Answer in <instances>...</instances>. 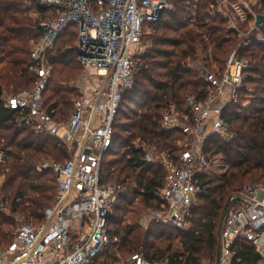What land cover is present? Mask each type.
Segmentation results:
<instances>
[{
	"label": "trees",
	"instance_id": "obj_1",
	"mask_svg": "<svg viewBox=\"0 0 264 264\" xmlns=\"http://www.w3.org/2000/svg\"><path fill=\"white\" fill-rule=\"evenodd\" d=\"M197 1L170 0L173 11L145 35L153 30L152 46L142 56L145 65L137 74L135 89L125 95L114 120L112 143L103 155L100 172L102 186L117 184L125 188L108 219L109 233L119 241L106 249L97 264H118V256L127 259L139 251L153 263L216 264L218 232L229 198L244 186H264V46L244 45L243 39L230 30L228 20L214 12L216 0ZM261 5L264 11V0ZM33 13L39 15L38 19ZM51 16L49 10L24 0H0V151L7 153V161L0 163V175L6 178L3 194L8 200L6 211L0 210V247L13 242L16 216L41 225L44 212L55 201V175L51 171L39 173L37 166L49 159L61 163L70 159L66 145L51 135H38L29 124H17L20 114L8 110L1 101L5 94L16 95L35 86L38 79L31 70L34 61L30 44L40 39V23ZM195 19L197 24L193 25ZM250 23H244L242 29H248ZM77 37V28H70L49 54L51 76L43 100L45 110L58 123L71 115L77 96L66 82L77 70L83 74ZM235 49L249 61L250 69L241 93L243 102L230 104L223 114L234 137L229 141L210 137L206 147L207 154L219 159L226 170L201 179L207 192L193 208L189 230L152 221L144 235L132 237L134 229L126 223L132 203L141 200L152 205L156 201L154 209L159 210L162 200L157 193L165 185L163 168L148 164L137 143L155 147L176 161L181 154L176 141L184 136L178 130H163L162 113L171 103L183 111L190 96L205 98L207 83L189 65L200 54L223 70ZM176 238L182 253L174 248ZM240 256L244 264L259 261L250 244L244 246Z\"/></svg>",
	"mask_w": 264,
	"mask_h": 264
},
{
	"label": "built area",
	"instance_id": "obj_2",
	"mask_svg": "<svg viewBox=\"0 0 264 264\" xmlns=\"http://www.w3.org/2000/svg\"><path fill=\"white\" fill-rule=\"evenodd\" d=\"M24 1L52 14L40 23V39L31 43V70L38 80L32 89L5 94L1 101L8 110L20 114L17 124H29L38 135L57 138L72 147L73 153L64 163L45 161L37 166L39 173L51 171L55 175V201L44 212L41 225L18 219L13 242L0 247V264H97L106 249L119 241L112 239L108 219L125 191L122 185H101L103 155L111 146L114 120L123 99L135 89L137 74L145 65L144 37L174 7L170 0ZM262 1L216 0L213 10L228 20L230 30L243 39L244 45L264 46V22L257 25L258 18L264 17ZM249 20V28L243 30L241 26ZM196 24L195 19L193 25ZM72 27L78 30L76 48L83 68L82 81H92V86L74 100L67 120L58 123L45 110L43 93L51 76L49 54ZM198 64L207 83L205 98L190 96L183 111L171 103L162 113L163 130H178L184 136L176 141L181 149L179 158L175 161L155 147L137 143L147 163L160 165L165 173V185L157 193L162 200L160 213H155L151 222L181 230L190 229L193 208L207 192L201 179L212 172L218 161L206 152L209 138L218 136L229 141L234 137L223 114L230 104L243 102L241 93L250 69L249 61L241 57L238 49L230 54L223 70L202 55ZM6 154L0 151V163L7 161ZM4 184L5 175H0V210L6 211ZM247 244L259 258L254 264H264L262 185L244 186L229 198L219 238V264H244L240 253ZM118 264L160 263L136 253Z\"/></svg>",
	"mask_w": 264,
	"mask_h": 264
},
{
	"label": "rangeland",
	"instance_id": "obj_3",
	"mask_svg": "<svg viewBox=\"0 0 264 264\" xmlns=\"http://www.w3.org/2000/svg\"><path fill=\"white\" fill-rule=\"evenodd\" d=\"M32 15H33L34 19H38V17H39V15H37L35 13H33ZM152 31L153 30H151L150 34L147 37H144L143 45L145 48V52L152 46V40H151L152 35H153ZM30 46H32V44H30ZM200 56H201V54L199 55V57ZM198 62H199V59L194 63L193 62L190 63L191 67H195V69L197 71H198V66H199ZM48 66L50 69L52 68L51 64L49 63V60H48ZM56 69H61V66H56ZM92 78H93V76H92ZM91 86H92V81H90L89 84L85 83V81H82V74L79 70L76 71V75L74 73L72 80L66 82V87L73 88L77 91V96L74 98V100H76L80 95L84 94V92H86L87 90H90ZM66 148L68 149L69 155L71 156L73 153V148L69 147L67 145H66ZM48 161H55V160L49 159ZM215 165L216 166L213 168L211 174H221L226 170V168L221 165V162L219 161V159H218V161L215 162ZM5 181H6V178H5ZM156 204L157 203L155 201L152 204L153 206L148 205L147 203H145L141 200H135V202L132 203L130 209L128 210L129 213L127 214V220H126L127 225H130V227L132 229H134L133 230L134 234L132 235V237H135L140 233H143V235H144L148 231V229L151 226V219L153 218L155 213H160V209L159 210L154 209V207H156ZM21 218H23V216H21V215L16 216L15 229L17 228L18 219H21ZM33 223H37V222H33ZM15 229H14V232H15ZM174 248L177 251H179L180 253L183 252V250L181 249V247L179 245V238L174 239ZM137 253H142V251H139ZM127 255L128 254H126V256ZM118 258H119L118 263L121 262L122 260L126 259L122 255H120Z\"/></svg>",
	"mask_w": 264,
	"mask_h": 264
},
{
	"label": "water",
	"instance_id": "obj_4",
	"mask_svg": "<svg viewBox=\"0 0 264 264\" xmlns=\"http://www.w3.org/2000/svg\"><path fill=\"white\" fill-rule=\"evenodd\" d=\"M262 22H264V17H259L258 18V22H257V25L259 26ZM226 212H227V206L225 208V212H224V216L221 220V223H220V227H219V232H218V236L220 238V235H221V231H222V228H223V224H224V221H225V217H226ZM220 262V246L218 247V251H217V258H216V264H219Z\"/></svg>",
	"mask_w": 264,
	"mask_h": 264
}]
</instances>
